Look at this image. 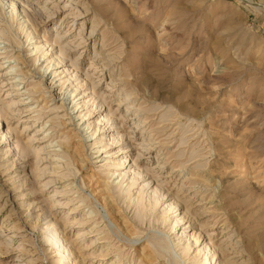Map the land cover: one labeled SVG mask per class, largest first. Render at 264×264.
<instances>
[{
	"label": "rangeland",
	"instance_id": "obj_1",
	"mask_svg": "<svg viewBox=\"0 0 264 264\" xmlns=\"http://www.w3.org/2000/svg\"><path fill=\"white\" fill-rule=\"evenodd\" d=\"M25 1L40 24L38 40L54 41L53 52L67 45L72 78L61 85L56 81L63 75L54 79L48 71L40 86L42 72H34L44 62L33 65L23 35L15 48L0 38V224L11 213L20 226L0 232V264H197L207 242L214 258L206 264H264V0H84L89 11L82 18L75 14L83 0ZM7 11L0 8L1 26ZM92 18L99 22L95 44ZM102 57L111 59L108 66ZM13 65L14 74L2 76ZM13 77L18 86L8 85ZM47 83L56 100L46 93ZM71 86H79L86 106L71 110L70 100L61 106ZM87 108L94 110L93 124L106 118L100 127L106 124L110 142L124 151L118 161L128 156L126 164L131 159L132 169L141 170L140 186L148 182L164 193L155 211L136 212L116 193L117 179L95 162V151L80 146L90 143L78 116ZM68 136L80 146L78 157L44 162L49 150L71 149L59 146ZM103 192L111 195L112 211ZM174 200L170 219H163ZM52 218L70 262L47 241ZM90 228L98 230L80 236ZM95 237L98 248H90Z\"/></svg>",
	"mask_w": 264,
	"mask_h": 264
},
{
	"label": "bare ground",
	"instance_id": "obj_2",
	"mask_svg": "<svg viewBox=\"0 0 264 264\" xmlns=\"http://www.w3.org/2000/svg\"><path fill=\"white\" fill-rule=\"evenodd\" d=\"M64 1L67 4H70L74 0H64ZM88 4H90V2ZM85 6H86V4H85V2L83 0V3L80 6H78V8L81 7V11L82 12H78V13L75 14V16L77 18H82L81 17V13H88L89 8L85 7ZM92 6H93V4H92ZM0 8L3 11H5L6 9L8 10L7 14H4V17H3V19H5L4 20V22H5L4 25L3 26L0 25V38L2 37V39L6 40L7 43H10L11 46H13L15 48V47H19L20 46V42H19V39H18L19 35L20 34L23 35L22 37L25 38V43H27V46H30V48H31V56H33V62H34L33 65H35L37 61L43 60V62H44V66L42 68L43 70H41V69L38 70L37 67H36L35 68V72H34V73L39 74V75L42 72L41 79L38 80L39 82L37 81L40 84V86L43 84V82L45 80L44 79V74L47 73L48 71H49L48 74H51L52 76H54V79L59 77L60 75H63L62 77H60L56 81V82L59 81L61 85H63L66 81H70L72 76H71V73L66 74V72L67 71L69 72L70 70L66 69L65 56L63 54L65 52V50H66L65 48H68L67 45L65 46L64 44L60 43L58 46H56V48L57 47L60 48L59 52H53L51 49L48 50V48L55 44L54 41L51 40L52 42H47V41L44 42L43 40H38V38H40L38 36L39 35L38 26L40 24H39V21H38V19L36 17V13L33 11V8L31 6V4H29V2H27L25 0H22V1H18V0H0ZM95 15L98 16L97 14H95ZM97 21H98V19H96V18L93 19L92 23L90 25V29H89L90 30L89 31V37H90L89 39L93 40L94 44L96 43L95 42L96 35H93V34L97 30L98 24H99V22L97 24H95ZM104 22H106V21H104ZM58 24H59V22L54 24L53 26L57 27ZM61 26L62 25H60V27ZM50 29H51V32H55L57 30V28H54V27L50 28ZM72 32H73L72 31V27H68L67 36H69ZM59 35H60L59 33L55 34L56 37H58ZM47 43H49L48 46H47ZM2 48H7V46L4 45ZM77 48H83V47L77 46ZM102 48H103V46H99V49H102ZM98 54H99V52L94 50L93 56L96 57ZM102 59L106 60V65L105 66H108L110 61H111V59H109L107 57L106 58L102 57ZM16 61H19L20 65L23 64V61H21L20 59H16ZM8 66H10V64ZM12 71H15L14 65L8 71L2 73V76L7 78L8 76L14 74V73H12ZM16 71H18V70H16ZM64 77H67L65 82L62 81V79ZM86 78L87 77H85L84 80H86ZM8 79H10L9 80L10 82L8 83V85H10L11 87H14V85L18 86L20 84V83H18L19 81L17 80L18 78H16V77L8 78ZM23 88H21V89H23ZM51 88H52V86L48 85V83H47L45 91L47 90L46 93H48L49 97L51 98L50 100H56L57 99V95L55 93H53V90ZM62 88H63V86H62ZM21 89L17 88V89H14V90H21ZM78 90H79V86H73V87L71 86V90L67 91V92H65L63 94V97L61 99V101H62L61 104H63V105H61V106H64V104L68 100H70V103H73V105L71 107V110H75L79 106V104H82L81 106H86L87 105V100H82V98L85 95H82L81 97H78V95L80 94V93H77ZM27 93H29V92H27ZM76 98H77V100H76ZM22 100H24V99H22ZM11 101L13 103H15V102H17L19 100L12 99ZM21 104H25V103L23 102ZM93 113H94L93 109H90V108L88 109L87 108V111L85 113H83V115L81 114V112H80V114H78V116H80V118H79L80 120L84 119V122L82 123L83 126H84L83 130L85 132H87L88 137H89V142H90V143H88V145H86V143L84 141H82L80 146L83 147V148L87 146V147L91 148V150L95 151L94 152V153H96V157L95 158H97V160L95 162H101L102 164L99 165V166L103 167V171H105L106 175H108L109 177H113L114 176L113 177L114 180L117 179V181H115V184H114V186H115L114 188L116 190V193L117 194H124V197H126V199H128V201L133 204V206L136 209V212L139 210L140 213H142V214H148L150 212L155 211V209L157 208V206L161 202V199L164 197V193L157 186L152 189V186H149L148 182L144 183L143 185L140 186L139 179H140V175L142 174L141 170H139L137 167L132 169L134 167V164L131 163V159H129L128 163L126 164V161L128 160V156H126L124 158L125 161H123L121 163H120V161H118L120 159V156L122 157V155L124 154V151H122V148L120 147V145L119 146L115 145L116 140L113 142V140H114L113 139V140H111L112 142H110V138H108V136L110 137L111 133H110V130L109 131L106 130V124L104 123L105 126L100 127V123L102 121H104V119H106V118L99 119L97 124H93V122L89 121V116L91 114H93ZM104 117H106V116H104ZM62 124H63V122H62ZM28 127H29L28 124H26L24 129H26ZM38 130H40V128ZM114 131H116V130H114ZM80 135H82V134H79L77 136L80 138ZM68 137L70 138V136H68ZM30 139H32V138H30ZM117 139H118V137H117ZM74 140H71V138H70V140L66 142L67 144L64 143V145H61L62 144L61 143L59 145L60 147H62V146L67 147V148L70 147L71 148L70 150H65V151H63L62 149L61 150H55V149L54 150H49V151H47L48 154L46 156H44L42 159H45L44 162H51V163L54 162L55 163V162H59L57 160L59 158H62L65 155H68V157H71V158L75 157V156L78 157V153H79V149L78 148L80 146L78 147L77 143H75L76 141L74 142ZM0 141H2V137H1ZM112 144H114V146H115L114 148H117V150L116 151L114 150V152L111 153L110 149H112V148L109 149V147ZM161 163H163V162H158V165H160ZM8 164H10V163H8ZM66 164H68V162H66ZM12 165H9V167L12 166ZM163 166H164V164H163ZM127 167H129V170L126 169ZM131 171H132V173H131ZM131 174H132V177L129 176ZM21 183L23 184L22 186H24V184L26 182L24 180ZM48 183L49 182H43L44 186H47ZM104 184H106V183H104ZM19 188H20V184H19ZM134 188L137 189V190H135V192H134ZM150 189H152V191H149ZM100 191H103V189L99 190L97 192H100ZM104 191H106V190H104ZM60 192H63V190L60 191ZM104 193H106V192H103V194ZM21 195L22 194H20V196ZM28 195H29L28 192L23 194V196H25V197H27ZM100 196H103V195H100ZM110 196L111 195L108 193L106 197L103 196L102 198L101 197L100 198L101 199L104 198V201L107 200V201L104 202V205L106 207L110 208L109 210L112 211L114 206L112 207V204L108 205L112 201V200H110L111 199ZM108 198H109V200H108ZM116 201H117V198H116ZM32 202L33 201L27 202L26 203L27 206L31 207V205H33ZM59 202H57V203H59ZM115 204H116V202H115ZM176 204H177V201H175V200L170 202L169 204L167 203V205L165 206L166 207L165 211H164V213L162 215L163 219H165V220H169L170 219V217H171L170 216V212H172V210L174 209ZM56 205H58V204H56ZM28 207H27V209H28ZM77 208H78L77 206H74V207H71L69 209L73 213L74 210H76ZM115 210H116V208H115ZM175 210H177V209H175ZM112 213L114 214V212H112ZM115 214H116V212H115ZM11 215L12 214L10 213V215L8 214L6 218L2 219L1 224H0V232L5 230V228H10V229L11 228H14V229L15 228L16 229L20 228V226L17 225L15 219H11ZM36 216L38 217V215H36ZM124 218H122V219H124ZM125 219H127V218H125ZM118 220H117V222H118ZM84 221L86 222L87 219H85ZM84 221L81 224L84 225L85 224ZM177 221H178V219H176L175 222H174V225H172L170 227L171 231L175 227V224L177 223ZM54 222H55V218H52V220L47 223V227H50L51 225H53ZM69 224H71V225L78 224V222H76L74 219L73 220L71 219V222ZM120 224H123V223L121 222ZM50 228H51V233H49V239L47 238L48 239L47 241L50 243V245H53V243H55L57 245L58 251L60 253V254L58 253L59 256L61 255V257L64 259V261H67L69 259V253H67L68 249H67L66 243H65L66 239H64L62 237H61V239L58 238L59 237V235H58L59 232L57 231V229L55 228L54 225L51 226ZM97 230H98V228H97ZM97 230L94 229V228L80 229L79 232H80V236H85V235L93 233L94 231H97ZM47 234H48V232H47ZM57 235H58V237H57ZM99 239H100L99 237H95L94 239H92L90 241V243H91L90 248L97 247V245L99 244V242H98ZM179 239H180V237L176 238V240H179ZM179 242H180V240H179ZM205 244H206L205 245V247H206L205 249H207V251L206 250L205 251L207 252V254H206L205 257L198 258L196 260L197 264H206V263H208L209 259L214 258L213 256H211V257L208 256L209 254H211L209 242H207ZM173 245L179 246L178 242L173 243ZM0 248H3V246L0 247ZM178 249H180V248H178ZM190 249H191V244L190 243H187V244L183 245V247H181V249H180V250H182L181 253H180V259H182L184 261L185 260L184 258L186 256H189ZM20 250H21L20 251L21 255L27 254L28 249H26L24 247H20ZM79 252L77 253L78 257H80ZM108 252H109V250H108ZM206 252H204V253H206ZM106 253L107 252H105V254ZM151 258H152V253L149 252L146 255V260H150ZM63 259H62V262H63ZM31 261H32V259H31ZM68 261L70 262V260H68ZM113 263H114V261L111 259L110 264H113ZM115 263H116V261H115ZM71 264H80V263H75L74 262V263H71ZM176 264H178L177 260H176ZM211 264H215V263L212 261Z\"/></svg>",
	"mask_w": 264,
	"mask_h": 264
}]
</instances>
